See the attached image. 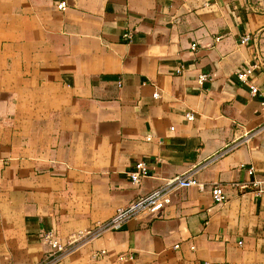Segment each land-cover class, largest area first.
<instances>
[{
	"label": "crops",
	"instance_id": "obj_1",
	"mask_svg": "<svg viewBox=\"0 0 264 264\" xmlns=\"http://www.w3.org/2000/svg\"><path fill=\"white\" fill-rule=\"evenodd\" d=\"M59 1L0 0V264L40 262L43 229L66 240L189 169L205 190H175L161 216L143 211L58 264H264V193L230 186L252 177L240 163L264 171V0ZM140 158L151 175L135 184Z\"/></svg>",
	"mask_w": 264,
	"mask_h": 264
},
{
	"label": "built area",
	"instance_id": "obj_2",
	"mask_svg": "<svg viewBox=\"0 0 264 264\" xmlns=\"http://www.w3.org/2000/svg\"><path fill=\"white\" fill-rule=\"evenodd\" d=\"M67 6L66 0H60L58 2V7L65 9ZM125 39L131 40L133 34L131 31H125L123 33ZM218 38V37H217ZM252 35L245 33L241 36V43H249L252 39ZM198 43L196 41L192 42L191 48L195 50ZM259 51H255L253 61L248 65L244 66L242 69L237 70L236 75L240 81L246 83L249 81L251 74L255 72V69L260 65V57L258 55ZM179 72L183 71V67L180 66L177 69ZM211 73L207 70H201L197 75V82L203 84L205 81L211 79ZM259 92L257 85L251 86V93L253 95ZM153 95L155 97L159 96V91L156 90ZM187 117L192 119L194 114L192 112L187 113ZM151 139V136H148ZM240 166H244L248 173L252 176L247 182H235L230 183L231 187L235 186L246 187L251 186L253 191L257 195L264 193V171L260 175H256V168L252 164L240 163ZM129 178L133 183H139L143 178L151 175V168L149 162L145 158H140L136 160L131 167L128 169ZM197 186L201 190L207 188V184L196 177V171L194 169H189L184 173L174 175L173 177L165 179L164 183L156 186L154 189L148 193L141 194L137 198L133 199L127 204L120 205L117 207L114 215L104 221H98L95 225L80 229L78 231L72 232L66 240H63L54 229H43L41 236L43 240L49 245L44 258L37 263L34 262H23L21 264H58L60 263L66 254L76 248L82 243L89 241L95 237L102 235L107 230L120 229L125 222L138 215L143 211H148L154 215L161 216L165 208L172 202L173 193L175 190L182 187ZM209 189L213 195V198L218 203H223L229 197V191L224 183L221 181H215L211 183ZM4 190V180L2 175H0V193ZM264 244V235H263ZM178 247L179 244H176ZM194 247V245L192 246ZM107 254V250L104 248L96 249L93 251V256L103 257ZM13 264V263H11Z\"/></svg>",
	"mask_w": 264,
	"mask_h": 264
}]
</instances>
